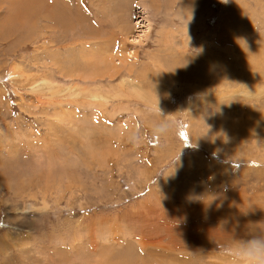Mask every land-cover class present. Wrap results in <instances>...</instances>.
<instances>
[{
  "label": "rangeland",
  "instance_id": "374dc122",
  "mask_svg": "<svg viewBox=\"0 0 264 264\" xmlns=\"http://www.w3.org/2000/svg\"><path fill=\"white\" fill-rule=\"evenodd\" d=\"M252 236L264 0H0V264H242Z\"/></svg>",
  "mask_w": 264,
  "mask_h": 264
},
{
  "label": "clouds",
  "instance_id": "9594fccd",
  "mask_svg": "<svg viewBox=\"0 0 264 264\" xmlns=\"http://www.w3.org/2000/svg\"><path fill=\"white\" fill-rule=\"evenodd\" d=\"M235 256L242 264H264V236H252L242 241L235 250Z\"/></svg>",
  "mask_w": 264,
  "mask_h": 264
},
{
  "label": "bare ground",
  "instance_id": "6f19581e",
  "mask_svg": "<svg viewBox=\"0 0 264 264\" xmlns=\"http://www.w3.org/2000/svg\"><path fill=\"white\" fill-rule=\"evenodd\" d=\"M43 83H48L45 78L42 79ZM94 98H98V95H95Z\"/></svg>",
  "mask_w": 264,
  "mask_h": 264
}]
</instances>
